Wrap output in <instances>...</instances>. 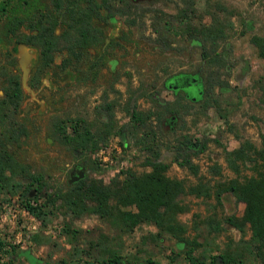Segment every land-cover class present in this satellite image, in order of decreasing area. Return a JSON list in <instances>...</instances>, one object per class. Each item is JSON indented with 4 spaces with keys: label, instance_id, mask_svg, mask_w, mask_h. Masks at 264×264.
Segmentation results:
<instances>
[{
    "label": "rangeland",
    "instance_id": "374dc122",
    "mask_svg": "<svg viewBox=\"0 0 264 264\" xmlns=\"http://www.w3.org/2000/svg\"><path fill=\"white\" fill-rule=\"evenodd\" d=\"M16 1L0 3L10 9ZM26 1L19 0L21 8L29 6ZM216 3L223 9L218 10ZM35 4H42V0ZM183 6L181 0H146L130 13H122L121 4H116L103 29V43L107 44L119 29H127V22L132 21L134 43L127 50L108 48L105 66L94 85L77 84L73 72L54 82L52 73L46 72L37 87H30L37 50L25 45L26 90L20 82L18 44L0 43V66L14 69L24 91L17 118L27 129L25 136L9 146L19 163L14 167V180L20 186L0 182V264L8 259L14 264H104L112 251L122 259L120 264H147V260L152 264H190L186 258L188 248L192 257L204 262L226 254L227 264H258L247 226L239 231L228 224L227 218L241 215L242 203L224 191L230 179L241 180L250 175V170L240 166L237 173L232 172L223 150L237 147L238 137L259 146L258 134L264 119V66L249 38L263 32L264 0L196 1L190 14L192 26L208 25L212 22L210 16H215L217 21L212 23H221L227 31L218 48L223 60L213 70L219 80L228 82L229 90L217 95V107L205 111L193 107L178 117L172 134L155 127L152 121L157 140L154 147L159 150V159L169 164L165 174L181 180L186 188H196L194 193L179 195V209L165 219L183 229L189 244L179 246L171 233L152 222L123 228L116 218L96 214L75 217L58 197L72 184L68 181L71 168L81 162L84 179L104 184L114 176L121 178L127 169L135 173L149 169L143 165L147 150L130 136L131 110H153L156 99L160 103L173 100L172 91L162 86L163 79L202 66L199 46L189 44L183 32L172 28L177 27L174 16ZM8 13L0 15V29ZM160 16L171 22L167 34L171 45L165 51L157 45L153 29ZM138 85L146 95L137 97ZM186 90L193 89L189 86ZM81 120L90 139L82 147H74L69 136L74 122ZM137 131L139 135L151 130ZM120 132L126 134L125 140L120 138ZM183 134L192 141L205 142L204 149L192 156L196 175L171 161L175 141ZM32 174L41 175V180L34 181ZM23 194L40 205L37 215L22 207Z\"/></svg>",
    "mask_w": 264,
    "mask_h": 264
},
{
    "label": "trees",
    "instance_id": "16d2710c",
    "mask_svg": "<svg viewBox=\"0 0 264 264\" xmlns=\"http://www.w3.org/2000/svg\"><path fill=\"white\" fill-rule=\"evenodd\" d=\"M40 1L31 0V4L26 1L29 6L21 8L17 0L16 3L10 4V9L0 3V15L9 12L1 25L0 43L5 46L24 44L37 50L30 80L32 88L37 87L39 77L49 71L52 72L54 82L59 78L64 79L67 72H73L77 84H96L98 75L105 66L108 48L127 50V47L134 43L131 39L132 21L127 22V29H119L103 46V29L109 24L108 17L113 14L115 5L121 4L122 13H130L135 5L146 0H42V4H35ZM181 1L184 6L174 16L177 19V27L172 28L174 32H183V38L190 39L189 44L199 46L202 66L192 72H185L187 81L193 89L192 92L187 91L186 96L176 91L171 101L160 103L159 99H156L153 110H131L130 136L136 144L142 146V149L147 150L148 155L144 157L143 165L149 169L141 173L127 169L121 178L114 176L107 184L100 180L83 178L69 185L64 193L58 195L75 217L96 214L101 218H116L123 228L133 227L140 222H152L158 229L171 233L179 246L181 243L189 244L182 235L183 229L177 228L171 222L167 223L165 219L168 213H174L179 209L178 196L185 192L194 193L196 188L193 186L186 188L181 180L165 174L169 164L159 159V150L154 147L157 140L154 139L152 121L155 127L165 128V133L172 134L174 132L172 126L178 117L188 113L193 107H200L202 111L208 107H217V95L229 90L228 82L219 80V76L213 70L224 57L218 48L220 40L226 37L225 27L218 22L212 23L217 21L215 16H210L212 22L208 25L192 26L190 14L194 12L197 0ZM216 5L218 10L223 9L220 3ZM158 19L153 24V29L157 45L165 51L171 45L167 38L171 22L162 16ZM249 41L264 66V29L260 35H251ZM172 76L174 75L163 79V87L169 88L167 84ZM215 89L218 91L215 92ZM144 90L142 86H136L137 97L146 95ZM0 92V182L17 187L20 184L14 180V167L19 163L9 150V146H13L20 137L27 134V129L17 118L24 91L18 75L13 71H6L2 66ZM106 106L109 107L108 104ZM224 121L226 122L225 118ZM82 122V120L74 122L69 136V143L74 147H82L90 139L89 130L84 128ZM165 125L168 127H164ZM262 125L263 129L258 134L259 146L247 138L238 137L237 147L223 150L226 165L232 172L237 173L240 166H247L250 170V175L241 180L230 179L224 191L230 192L236 201L242 203L241 215L227 218L228 224L239 231L247 226L258 264H264V119ZM79 127L84 129V132L78 130ZM142 129L151 131L140 132L137 135V130ZM120 138L125 140L126 134L120 132ZM175 142L176 148L173 150L171 161L196 175L197 165L192 162V156L204 149L205 142L198 139L192 141L187 134L179 135ZM214 170L217 172L218 168ZM31 176L34 181L41 180L39 174ZM38 189L34 191L38 192ZM22 197V207L27 212L37 215L40 205L35 200L27 198L26 194ZM52 201L53 199L51 204ZM190 251L191 248L186 250V258L190 264H227L229 261L226 254L213 256L207 262L200 261L192 257ZM103 263L120 264L122 259L116 251H112ZM4 264L14 263L8 259ZM147 264L152 262L147 260Z\"/></svg>",
    "mask_w": 264,
    "mask_h": 264
},
{
    "label": "flooded vegetation",
    "instance_id": "af4514ba",
    "mask_svg": "<svg viewBox=\"0 0 264 264\" xmlns=\"http://www.w3.org/2000/svg\"><path fill=\"white\" fill-rule=\"evenodd\" d=\"M105 44L103 43V46ZM102 46V47H103ZM9 57L12 59L14 58V56L12 57V55L10 54V52H8ZM107 56V55H106ZM35 65V63H34ZM33 68V67H32ZM6 71H13L14 69H5ZM51 72V71H49ZM15 73V72H14ZM52 73V72H51ZM174 76H172L167 84V86L169 87L168 89H170L172 91V93H175L176 91L181 92L183 95H187V87H189V82L187 81L188 77L186 76V74L184 72H179L176 74H172ZM41 77V76H40ZM40 77H39V82H40ZM53 80V79H52ZM58 81V79L56 80ZM39 85V84H38ZM84 162H81L80 164H76L71 168V173H69V179L68 181L70 183H74L77 182L78 180L82 179L84 176ZM78 172H82V177H80L79 179H75V177L77 176Z\"/></svg>",
    "mask_w": 264,
    "mask_h": 264
},
{
    "label": "water",
    "instance_id": "95a60500",
    "mask_svg": "<svg viewBox=\"0 0 264 264\" xmlns=\"http://www.w3.org/2000/svg\"><path fill=\"white\" fill-rule=\"evenodd\" d=\"M19 54H20V60H19V64H20V68H21V86L24 89H28V86L25 83L26 80V58H27V52L26 49L27 47L24 44H18L17 46ZM80 177H82V172H78L77 176L75 177V179H79ZM28 257L30 256V254L27 255Z\"/></svg>",
    "mask_w": 264,
    "mask_h": 264
}]
</instances>
